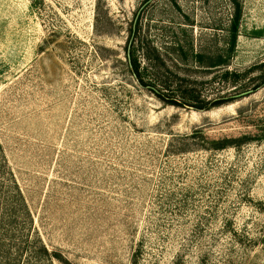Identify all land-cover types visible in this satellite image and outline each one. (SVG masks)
<instances>
[{"label": "rangeland", "instance_id": "374dc122", "mask_svg": "<svg viewBox=\"0 0 264 264\" xmlns=\"http://www.w3.org/2000/svg\"><path fill=\"white\" fill-rule=\"evenodd\" d=\"M0 264H264V0H0Z\"/></svg>", "mask_w": 264, "mask_h": 264}, {"label": "trees", "instance_id": "16d2710c", "mask_svg": "<svg viewBox=\"0 0 264 264\" xmlns=\"http://www.w3.org/2000/svg\"><path fill=\"white\" fill-rule=\"evenodd\" d=\"M238 17H239V9L238 6L235 4L234 13L231 19V26H230V30H231L230 47H232L234 43ZM155 59L160 62L161 68L159 72L156 71L155 73L150 74V72L147 71L146 69L142 71L139 70L137 63L135 62V60L132 59L130 53L128 55V59L126 57L127 60L126 67L130 72V74L135 78L137 83L143 88H145L147 91H149L158 101H160L163 104H168L171 106H177L182 108H189L193 110H206L211 106L220 105L221 103L230 101L232 100V98L236 97V96H217L216 98L208 101H203L201 99H198V96L192 94L193 88L187 86V84H180L171 80L170 77L182 81L183 79L180 78L178 74L173 73L171 70H169V68L164 67L163 63L159 60L157 56L155 57ZM227 75L229 74L226 70L221 74L223 78H227ZM144 76L146 78H144ZM240 91H243L241 92L243 94L247 90L242 88ZM218 147H223V146H218Z\"/></svg>", "mask_w": 264, "mask_h": 264}, {"label": "water", "instance_id": "95a60500", "mask_svg": "<svg viewBox=\"0 0 264 264\" xmlns=\"http://www.w3.org/2000/svg\"><path fill=\"white\" fill-rule=\"evenodd\" d=\"M129 43H130V40L128 41L126 49H125V55H126L127 59H128V55H129Z\"/></svg>", "mask_w": 264, "mask_h": 264}]
</instances>
